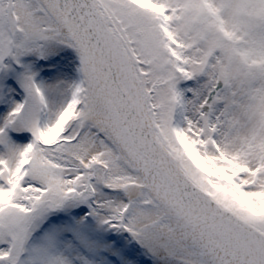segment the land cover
I'll return each mask as SVG.
<instances>
[{
  "label": "snow or ice",
  "instance_id": "6c2138e0",
  "mask_svg": "<svg viewBox=\"0 0 264 264\" xmlns=\"http://www.w3.org/2000/svg\"><path fill=\"white\" fill-rule=\"evenodd\" d=\"M0 264H264V0H0Z\"/></svg>",
  "mask_w": 264,
  "mask_h": 264
}]
</instances>
